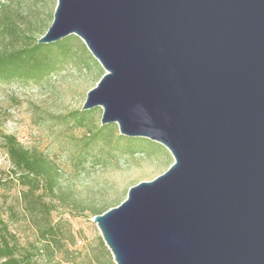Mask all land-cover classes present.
Masks as SVG:
<instances>
[{
	"label": "water",
	"instance_id": "obj_1",
	"mask_svg": "<svg viewBox=\"0 0 264 264\" xmlns=\"http://www.w3.org/2000/svg\"><path fill=\"white\" fill-rule=\"evenodd\" d=\"M104 74L83 111L173 164L93 222L115 264H264V0H56L38 44Z\"/></svg>",
	"mask_w": 264,
	"mask_h": 264
},
{
	"label": "rangeland",
	"instance_id": "obj_2",
	"mask_svg": "<svg viewBox=\"0 0 264 264\" xmlns=\"http://www.w3.org/2000/svg\"><path fill=\"white\" fill-rule=\"evenodd\" d=\"M55 7L56 0H0V18L8 16L23 33L33 32L39 39L49 27ZM36 27H43L42 33H37ZM1 41L0 35V47L6 42ZM75 49L79 53L77 45ZM85 50L80 54V63L75 56L42 80H0V214L20 244L35 242L37 237L30 217L23 211L24 189L12 175L2 137L12 135L25 148L40 151L52 160L59 168V188L65 194L63 200L45 196V201L54 202L56 209L50 220L60 224L68 237L67 259L72 263L56 254L51 262L38 259L36 264H91L92 254L103 253L92 211L118 206L130 187L153 180L173 164L166 148L144 138H123L118 149L99 143L89 150L86 161L78 164L82 139L89 126H94L93 131L99 129L102 109H92L83 127L66 123L63 118L82 110L87 92L105 73ZM112 134L111 141L116 144L119 140L115 135H120L116 124L103 129L109 139Z\"/></svg>",
	"mask_w": 264,
	"mask_h": 264
},
{
	"label": "trees",
	"instance_id": "obj_3",
	"mask_svg": "<svg viewBox=\"0 0 264 264\" xmlns=\"http://www.w3.org/2000/svg\"><path fill=\"white\" fill-rule=\"evenodd\" d=\"M35 30L42 33L43 27H36ZM0 35L2 41H6L0 47V80L4 82L42 80L75 56L80 63V54L87 52L85 45L75 36L52 44H38L37 34L23 33L8 16L0 18ZM76 45L79 53L76 52ZM91 112L80 110L63 119H66V123L83 127L86 124L85 116ZM93 127H88L82 139L83 151L78 164L86 161L89 150L97 144L113 145L114 149H118L117 144L126 138L115 135L119 141L114 144L111 141L114 134L110 139L103 135L106 126H99L95 131L91 130ZM2 148L11 164L15 181L24 189L21 193L23 211L30 217L37 239L25 245L20 244L0 214V264H36L38 259H48L51 262L56 254L65 258L66 263H72L70 258L67 259L70 255L66 249L68 237L60 224H53L50 220L51 213L56 209L54 202L45 201V196H53L59 200L65 197L59 188V168L44 153L25 148L12 135L2 137ZM107 210L109 208L96 209L92 213L96 216ZM100 249L103 252L101 255L92 254V258H89L91 264H115L103 240L100 242Z\"/></svg>",
	"mask_w": 264,
	"mask_h": 264
}]
</instances>
